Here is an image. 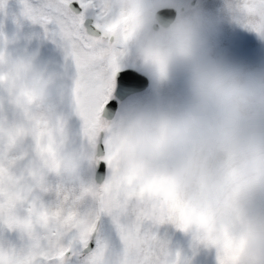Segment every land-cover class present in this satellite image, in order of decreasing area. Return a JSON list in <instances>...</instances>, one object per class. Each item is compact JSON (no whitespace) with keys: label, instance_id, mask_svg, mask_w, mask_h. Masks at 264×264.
I'll return each mask as SVG.
<instances>
[{"label":"clouds","instance_id":"9594fccd","mask_svg":"<svg viewBox=\"0 0 264 264\" xmlns=\"http://www.w3.org/2000/svg\"><path fill=\"white\" fill-rule=\"evenodd\" d=\"M243 5L229 0L241 18ZM162 7L123 0L132 56L152 78L154 97L116 118L117 159L137 185L163 181L146 198L168 205L197 253L218 264L229 241H242L240 264H264V77L218 56L201 14L164 18ZM49 95L37 90L39 111Z\"/></svg>","mask_w":264,"mask_h":264},{"label":"snow or ice","instance_id":"6c2138e0","mask_svg":"<svg viewBox=\"0 0 264 264\" xmlns=\"http://www.w3.org/2000/svg\"><path fill=\"white\" fill-rule=\"evenodd\" d=\"M22 17L62 50L70 107L79 121L90 175L82 181L83 205L57 209V226L25 230L38 202H11L0 189V264H193L198 254L175 249L162 229L185 232L165 202L146 193L163 181L137 185L117 159L114 124L123 107L145 88L133 58V30L123 0H20ZM246 27L264 35V0H244ZM163 63L162 60H159ZM203 219V217H201ZM229 241L226 249H238ZM218 264H233L225 255ZM240 264V261L236 262Z\"/></svg>","mask_w":264,"mask_h":264},{"label":"rangeland","instance_id":"374dc122","mask_svg":"<svg viewBox=\"0 0 264 264\" xmlns=\"http://www.w3.org/2000/svg\"><path fill=\"white\" fill-rule=\"evenodd\" d=\"M160 3L178 7L179 14H201L218 56L243 72L264 77V35L246 27L230 10L229 0H199L195 5L183 0ZM71 72L57 44L45 38L40 26L22 17L20 0H0V189L15 204L38 202L32 220L21 222L25 230L35 225L54 228L58 208L84 204L81 184L90 169L79 121L70 107ZM149 78V87L125 106L153 99L154 83ZM42 88L50 92L44 112L35 103L36 92ZM162 232L168 234L175 249L192 255L189 236L171 226ZM225 255L236 264L241 248L225 247ZM193 264H215L214 254L201 251Z\"/></svg>","mask_w":264,"mask_h":264},{"label":"water","instance_id":"95a60500","mask_svg":"<svg viewBox=\"0 0 264 264\" xmlns=\"http://www.w3.org/2000/svg\"><path fill=\"white\" fill-rule=\"evenodd\" d=\"M161 16L164 18H174L177 16V10L174 8H162ZM141 75L143 76V79L145 80V88H144V90L141 91V92H143L149 87L150 79L147 75H145L143 73H141Z\"/></svg>","mask_w":264,"mask_h":264},{"label":"flooded vegetation","instance_id":"af4514ba","mask_svg":"<svg viewBox=\"0 0 264 264\" xmlns=\"http://www.w3.org/2000/svg\"><path fill=\"white\" fill-rule=\"evenodd\" d=\"M183 1L190 2L192 5H195V4H197V3L199 2V0H183ZM168 7H174V8H176V9L179 10V8L176 7V6H168ZM182 8H184V7H181V9H182ZM181 9H180V10H181Z\"/></svg>","mask_w":264,"mask_h":264}]
</instances>
